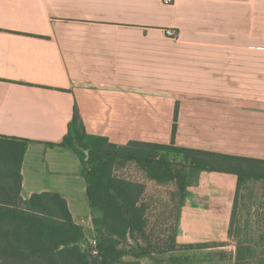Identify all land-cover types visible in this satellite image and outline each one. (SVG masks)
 I'll return each mask as SVG.
<instances>
[{
  "label": "crops",
  "instance_id": "1",
  "mask_svg": "<svg viewBox=\"0 0 264 264\" xmlns=\"http://www.w3.org/2000/svg\"><path fill=\"white\" fill-rule=\"evenodd\" d=\"M75 117L117 145L174 142L264 160V0H0V136L29 141L21 197L65 199L88 253L105 217L63 144ZM134 168L146 195L166 189ZM237 191L233 174H192L176 250L121 264H237Z\"/></svg>",
  "mask_w": 264,
  "mask_h": 264
},
{
  "label": "trees",
  "instance_id": "2",
  "mask_svg": "<svg viewBox=\"0 0 264 264\" xmlns=\"http://www.w3.org/2000/svg\"><path fill=\"white\" fill-rule=\"evenodd\" d=\"M28 144L25 139L0 136V264H121L129 254L176 250L175 227L162 246L155 247L147 234L146 185L122 173L131 165L147 180L174 183L180 202L195 173L237 176L235 206L246 181L264 180V160L183 148L174 142L117 145L106 136L81 131L75 117L63 144L80 156L90 203L105 217L94 255L92 245L88 253L83 250L84 230L74 223L67 201L59 194H35L23 201L21 170ZM167 220L158 217L157 228ZM144 242L146 247L141 245ZM237 264H250L240 248Z\"/></svg>",
  "mask_w": 264,
  "mask_h": 264
},
{
  "label": "rangeland",
  "instance_id": "3",
  "mask_svg": "<svg viewBox=\"0 0 264 264\" xmlns=\"http://www.w3.org/2000/svg\"><path fill=\"white\" fill-rule=\"evenodd\" d=\"M165 50L178 52L180 49L169 44L165 46ZM224 63L225 61H223V66ZM208 64L209 60L203 61V68H209V66H205ZM183 67L182 70H187L186 67L188 66L184 65ZM225 79L226 77H224ZM79 125L81 131H86L84 123ZM90 126L97 129L101 124H95L94 126L91 124ZM122 173L136 181L140 177L133 165L128 166ZM166 186L164 190H150L144 198L145 203L149 205L150 225L147 234L153 237L151 241L155 247L162 246V241L171 236L177 214L178 189L177 192L172 190L174 188L171 183ZM162 216L168 219V222L157 228L156 220ZM233 224L234 240L241 247L244 257L250 264H264V180L251 179L241 187ZM148 243H150V240H148ZM141 245L147 246L145 242Z\"/></svg>",
  "mask_w": 264,
  "mask_h": 264
},
{
  "label": "built area",
  "instance_id": "4",
  "mask_svg": "<svg viewBox=\"0 0 264 264\" xmlns=\"http://www.w3.org/2000/svg\"><path fill=\"white\" fill-rule=\"evenodd\" d=\"M163 2H164L165 4H172V3L175 2V0H163ZM164 33H165V35H166L167 37H169V38H171V39H175L176 36H177L176 31H175L174 29H172V28H167V29H165V30H164ZM96 247H97V244H96V245H93V254H94V255H98V250L96 249Z\"/></svg>",
  "mask_w": 264,
  "mask_h": 264
}]
</instances>
